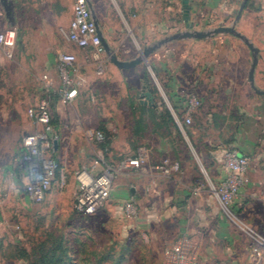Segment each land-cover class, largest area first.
<instances>
[{
	"label": "rangeland",
	"instance_id": "rangeland-1",
	"mask_svg": "<svg viewBox=\"0 0 264 264\" xmlns=\"http://www.w3.org/2000/svg\"><path fill=\"white\" fill-rule=\"evenodd\" d=\"M75 2L0 0V32H16L14 45L0 51V100L12 99L13 108V122H3L0 128V160L21 161L24 136L37 131L27 112L45 98L51 109L49 136L57 138L60 147L45 154L59 166L42 203L19 196L27 183L24 171L18 194L13 195L5 171L0 170V264H176L180 255L183 264H264V247L247 233L249 227L264 238V178L254 188L249 179L244 193L235 199H224L222 192L228 174L225 154L237 150L230 141L244 126L240 107H233V73L242 69L248 83L252 51L246 47L238 53L230 43L227 63L220 67L223 90L216 95L207 90L209 74L201 63L211 61L215 37L224 42L225 34L202 42L171 41L137 66L116 69L106 51L96 54L66 37ZM90 2L101 31L111 37V51L131 61L146 47L188 30L183 25L187 16L198 21L195 29L201 31L233 24L243 0H216L220 6L215 9L211 1L201 17L190 11L189 0L185 10L182 0L172 4L159 0L160 7L168 8L159 11V24L178 19L181 28L162 31L143 26L139 32L129 26L143 20L125 10L132 0ZM248 2L239 29L260 49L257 82L264 88V0ZM170 43L173 55L168 61L164 54ZM183 51L194 61H182ZM67 54L75 56L67 73L70 86L58 68ZM173 79L186 90L182 105L172 98ZM72 86L77 94L71 101L65 95ZM191 97L200 105L189 111L186 101ZM212 112V119H207ZM92 131L104 133L107 149L90 138ZM140 152L144 153L140 167L128 166L125 161L140 157ZM96 163L99 169L111 167L113 190L94 212L79 213L74 194L77 173ZM178 191L184 195L181 201L168 200ZM131 202L137 208L135 217L127 212ZM172 207L179 214L192 213L186 223L189 233L182 222L149 217Z\"/></svg>",
	"mask_w": 264,
	"mask_h": 264
},
{
	"label": "built area",
	"instance_id": "built-area-1",
	"mask_svg": "<svg viewBox=\"0 0 264 264\" xmlns=\"http://www.w3.org/2000/svg\"><path fill=\"white\" fill-rule=\"evenodd\" d=\"M65 34L70 41H73L80 47L91 48L96 54L105 52L88 0H76L75 17L68 33ZM15 40L16 32L14 30L0 32V49L12 47ZM74 62L75 56L67 54L62 57L58 66L63 81L68 86L72 85V80L67 73L69 67ZM72 87L65 95L71 101L77 94V88ZM186 104L189 111H191L194 107L200 105V101L196 97H191L186 101ZM27 115L40 129L34 133L25 135L23 138L25 151L21 158V163L23 164L28 179L25 185V192L30 202L42 203L46 200L47 194L52 187L59 166L55 159L45 156L51 148L53 149L55 147L54 142L57 140V138L49 136V133L52 131L49 100L42 99L35 108L28 110ZM186 121L190 123L191 118L188 117ZM89 136L99 143L105 141L104 133L101 131H92ZM143 154L140 152V157L126 160V164L132 167H140L144 161L142 158ZM224 166L228 174L227 179L223 183V197L228 200L233 196V199H235L241 194L242 189L249 181L250 158L247 155L239 154L237 150L233 149V151L226 152ZM76 178L77 191L75 209L79 213L90 214L109 199L114 186L115 174L110 166L107 165L99 169L98 163H96L91 167H83L77 173ZM127 212L135 217L138 214L135 204L132 202L129 203L127 205ZM247 229L250 232L247 233L253 237L254 243L257 246L264 247V238L249 227ZM181 243H186V240H181ZM257 249L258 247L254 250L258 251ZM183 262V257L180 255L175 263L183 264Z\"/></svg>",
	"mask_w": 264,
	"mask_h": 264
},
{
	"label": "crops",
	"instance_id": "crops-1",
	"mask_svg": "<svg viewBox=\"0 0 264 264\" xmlns=\"http://www.w3.org/2000/svg\"><path fill=\"white\" fill-rule=\"evenodd\" d=\"M132 1H133L132 4L125 6L126 12L130 16L134 15L135 17H137L140 22L141 20L143 21L140 24L136 23V25L130 24L131 26V27L129 26L130 31H138V32L142 31L143 26L149 29H157V30L160 29L162 31H165L167 28H170L173 31H178V29L181 28L182 23L178 19L166 20L165 23L159 24V20L157 17L159 11L162 9H165V10L168 9V8L160 7L159 0H132ZM173 1L175 3L177 2V0H169V3L172 4ZM211 1H214V3H211V4L216 3V6L213 7V9L220 6L219 2H216V0H211ZM210 2H208V0H201V2L189 0V3H191L189 9L192 13H198V17H199L200 14L202 13L201 11L203 8L205 9L211 8ZM234 2H236V0H233V3ZM186 3H188V0H182L184 10L187 9ZM133 4L134 6H132ZM250 4L251 3L249 2L247 3L246 8L243 11V14H245L246 10H248V8L250 7ZM166 6L168 7V5ZM176 11H178V9H176ZM189 17L190 16H187L184 18L183 25L186 27V29H189V26H191L193 29L197 28L198 21L196 20L195 21L196 23H194V20L192 19L190 20V18L192 17L190 18ZM198 20L200 21V19ZM240 21L241 19L236 22V19H235V22H233V24L228 25V26L236 25V29L241 34L245 35L251 41L249 36L244 34V32H242L239 29V25L241 23ZM224 34L226 35L225 37L226 39L224 42L218 41V38L220 37H215L217 39L215 40L216 44L214 46L215 48L213 50L211 61L207 59L203 63H201L202 64L201 67L206 69L207 73L209 74V81L208 83H206V85H207V90L210 93H212L211 95L213 94L216 95L217 93L223 90L222 81L224 80L225 75L220 74L221 73L220 67L227 63L225 54L227 50L229 49L230 43L231 44L233 43V49H238L237 51L238 53H239V49H241L242 50L241 52H243L244 51L243 48L248 47L247 44L238 36L234 34H226V33ZM103 35H104V38L108 41V43H110L111 37L107 35L106 32H103ZM220 35H223V34H220ZM209 38L212 39L213 37H209ZM209 38H205V39H209ZM205 39H191V40H196L192 42H202ZM181 40H186V39H181ZM172 42H179V41L173 40ZM170 44L172 45H167V47H165L166 53L165 54L163 53L165 55L164 57H166L168 61H169V58H172L171 55H173V51H171V48H173L172 46L174 43H170ZM187 55H188L187 52L183 51L180 57L181 60L182 61L188 60L191 62L194 61V58L192 55L190 56L188 55V57ZM116 69H119V68L116 67ZM171 74L174 75V70H172ZM172 78H174V76ZM255 84L258 89L264 90V88H262L257 82V72L256 71H255ZM169 87L171 89L170 92H171L173 100L176 102L177 105H182V103L184 102V94L186 90L183 87H181L180 83L176 79L175 81L174 79L172 80V82L169 84ZM240 90L244 91L245 93H242ZM204 99L206 100L207 98L204 97ZM235 106L240 107L239 114L242 115L244 119L243 121L244 126H243V129L239 133H237L235 137L233 136V140L230 141V144L233 141V146H236L239 154L247 155L250 158L249 179L252 180V185H253L252 187L254 188L255 185L262 184L263 181H260V180L264 178V94L257 93L255 89L251 86L250 81L246 83L243 80L242 69L240 68H238L237 71L233 73V107ZM0 107H1L0 111L2 112V114L0 115V128H1L3 122H9V123L13 122L12 99L5 96L4 100H0ZM233 114H237V112L233 111ZM213 116H214L213 112L209 113V117L207 119H212ZM33 123L35 124L34 126L35 129L39 130L40 127L35 122ZM21 148H23L22 151L24 153L25 151L24 147L22 146ZM59 149H60L59 146L54 147L52 152L53 153L58 152ZM222 151H223L222 152L223 154L225 151L224 150ZM0 170H3V172L5 171L6 176L4 180H7L6 184H8L10 188V192L13 193L14 195V193L19 191V187L21 183H23V178H24L23 171L25 172L23 164L21 163V161H19V163L18 161H16L15 164H7L3 162L2 160H0ZM76 191H77V184H76L75 193H74L75 201H76ZM242 191L243 192L241 193H244V188L242 189ZM24 193L25 192H23L19 196L23 200L29 201L27 195ZM176 193L177 194H171L168 200H172V201L174 200L176 202L177 201L179 202V200L181 201L184 195H181L179 191ZM245 194L249 195L247 192ZM251 194L252 196H256V193H251ZM15 201L18 202L17 200ZM191 216H192V213L190 215H187V213L185 212L182 214H179L178 209L175 207H172V208H169L168 210L159 211L157 213L155 212L154 215H150L149 217L154 218V219L157 218L158 220L163 221L164 223L165 221H169V220H175L176 222L179 221L180 223L182 222L183 230L186 231V233H189L190 232L189 230H191V228L188 227V224L186 223H190ZM185 219H188V221Z\"/></svg>",
	"mask_w": 264,
	"mask_h": 264
},
{
	"label": "water",
	"instance_id": "water-1",
	"mask_svg": "<svg viewBox=\"0 0 264 264\" xmlns=\"http://www.w3.org/2000/svg\"><path fill=\"white\" fill-rule=\"evenodd\" d=\"M89 6L92 10L93 13V18L95 20V24L98 28V34L101 37V41H102V45L105 48V51L110 55L111 58V62L118 67L119 69H129V68H133L135 66H137L138 64L144 62L152 53H154L158 48H160L162 45L171 42L173 40H181V39H205V38H209L212 37L216 34H234L236 36H238L239 38H241L246 44L247 46L250 48V50L253 53V61H252V65L249 71V81L251 86L255 89V91L259 94H264V90L258 89L256 84H255V71H256V67L257 64L259 62V52L260 49L255 46L253 44L252 41H250L245 35L241 34L237 29H236V25H232V26H218L214 29L211 30H206V31H201V30H197V29H193L191 26H189V29L183 32H177L172 36L166 37L162 40H160L159 42H157L156 44L146 47L144 49V51L141 53L140 56H138L137 58L131 60V61H125L120 59L117 55H115L112 51L111 48L108 44V42L106 41V39L104 38L103 32L101 31L100 27H99V23L97 21V19L95 18L94 15V11L92 8V4L91 2L88 0ZM248 3V0H243V2L240 5L237 17H236V22L239 21L242 17L243 11L246 8V5ZM236 24V23H235ZM55 147L58 146V141L56 140L54 142Z\"/></svg>",
	"mask_w": 264,
	"mask_h": 264
},
{
	"label": "trees",
	"instance_id": "trees-1",
	"mask_svg": "<svg viewBox=\"0 0 264 264\" xmlns=\"http://www.w3.org/2000/svg\"><path fill=\"white\" fill-rule=\"evenodd\" d=\"M45 99H48V98H45ZM49 100V99H48ZM106 133L108 134V132L106 131ZM108 136V135H107ZM106 138V137H105ZM108 138V137H107ZM101 147L103 148V149H107V147H108V139L106 140L105 139V141L101 144Z\"/></svg>",
	"mask_w": 264,
	"mask_h": 264
}]
</instances>
